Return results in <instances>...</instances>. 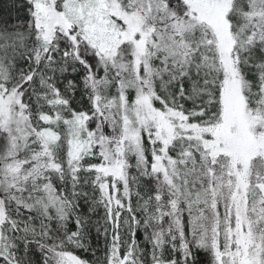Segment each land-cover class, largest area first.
Segmentation results:
<instances>
[{"label": "snow or ice", "instance_id": "obj_1", "mask_svg": "<svg viewBox=\"0 0 264 264\" xmlns=\"http://www.w3.org/2000/svg\"><path fill=\"white\" fill-rule=\"evenodd\" d=\"M0 264H264V0H0Z\"/></svg>", "mask_w": 264, "mask_h": 264}, {"label": "trees", "instance_id": "obj_2", "mask_svg": "<svg viewBox=\"0 0 264 264\" xmlns=\"http://www.w3.org/2000/svg\"><path fill=\"white\" fill-rule=\"evenodd\" d=\"M74 107H79L81 106L80 104V96L79 93H77L76 98H75V102H74ZM99 216L103 215V210L101 209L100 212L98 213ZM92 247L93 249H95V253L93 254V252L89 251V252H85L83 250H77V255L81 256L84 259H87L89 261H97V260H101L103 259V253H104V243L103 240H95L93 239L92 241Z\"/></svg>", "mask_w": 264, "mask_h": 264}]
</instances>
